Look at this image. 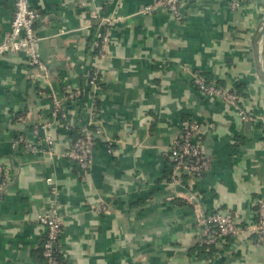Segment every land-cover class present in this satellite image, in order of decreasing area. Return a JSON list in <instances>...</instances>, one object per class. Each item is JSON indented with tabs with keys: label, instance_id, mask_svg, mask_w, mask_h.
Listing matches in <instances>:
<instances>
[{
	"label": "crops",
	"instance_id": "crops-1",
	"mask_svg": "<svg viewBox=\"0 0 264 264\" xmlns=\"http://www.w3.org/2000/svg\"><path fill=\"white\" fill-rule=\"evenodd\" d=\"M29 1L41 15L35 31L47 71L30 79L25 53L0 57V163L10 171L0 198V264H43L38 218L52 201L62 215V264H264L253 235L201 243L202 214L255 221L264 200V128L195 83L237 93L242 109L264 118V35L255 45L264 0H239L235 11L230 0H188L181 18L164 9L139 13L154 0ZM14 12V0L0 1V44ZM114 13L126 19L108 29L102 19ZM69 86L82 95L56 120L52 98ZM189 120L201 126L210 167L175 184L169 149ZM85 127L97 134L82 178L68 157L69 128ZM21 137L26 143L16 145Z\"/></svg>",
	"mask_w": 264,
	"mask_h": 264
},
{
	"label": "built area",
	"instance_id": "built-area-1",
	"mask_svg": "<svg viewBox=\"0 0 264 264\" xmlns=\"http://www.w3.org/2000/svg\"><path fill=\"white\" fill-rule=\"evenodd\" d=\"M1 1V0H0ZM188 0H154L152 4L146 5L139 13L149 14L160 9L171 11L174 16L181 18L183 16L182 7L186 5ZM120 6L123 0H118ZM15 12L11 25V32L6 37L5 41L0 44V57L10 54L25 53L27 63L31 69L29 78L33 79L36 76L34 71H47L44 62L39 53L40 37L35 31V25L40 20L41 15L34 10L29 0H14ZM86 5L85 2H81ZM232 10H239L241 2L239 0H230ZM126 17L121 14H112L111 16L103 17V24L107 28H112L116 24L125 21ZM109 30H107L108 32ZM108 41L107 35L102 39L101 49H104ZM102 51V50H101ZM200 91L206 96H218L224 98L232 106L240 111L242 119L247 122H255L263 125L264 118L253 116L248 110L240 107V97L235 92H228L223 88L216 86H208L201 79H195ZM90 84L93 87L98 85V76L95 74L90 79ZM80 89L68 87L65 96H53L52 98V116L56 120H64L66 117L65 107L67 104H75L81 97ZM47 126H36V134L39 128L48 129ZM71 130V128H69ZM96 134L91 128L85 127L79 130V135L69 148L68 157L73 161L78 168L80 176L86 177L91 170L93 155L96 147ZM46 142L50 146V154L54 152V139L48 135ZM26 143V139L21 137L16 145ZM28 148L36 151L34 144H27ZM108 153L114 152L112 146H108ZM170 159L172 161V176L171 180L175 184H183L182 175L188 173L191 178H202L209 170L210 161L203 142L201 126L195 121H185L181 135L174 140L169 149ZM9 168L0 163V198L9 185ZM50 185L53 186V194L56 193L54 183L50 180ZM39 223L46 230V238L42 247L44 249V257L47 260L45 264H59L57 261L56 249L58 248L59 237L62 231V215L55 201H52L48 211L38 218ZM199 223L202 226V245L217 244L220 240L229 237H241L253 235L255 242L259 246L264 247V200H260L257 204L255 221L247 226L241 225L238 220L230 213L215 211L209 215H200Z\"/></svg>",
	"mask_w": 264,
	"mask_h": 264
},
{
	"label": "trees",
	"instance_id": "trees-1",
	"mask_svg": "<svg viewBox=\"0 0 264 264\" xmlns=\"http://www.w3.org/2000/svg\"><path fill=\"white\" fill-rule=\"evenodd\" d=\"M72 130V132L74 133V138H73V141H75L76 139H77V137H78V135H79V130H77V129H71ZM172 161H171V166H172ZM45 242V240L43 241V243ZM43 243H42V245H43ZM44 249H43V247L41 246V258H42V263L43 264H45L46 262H47V260L45 259V257H44ZM56 253H57V261L59 262V264H62L61 263V254H60V251H59V249L57 248L56 249Z\"/></svg>",
	"mask_w": 264,
	"mask_h": 264
},
{
	"label": "water",
	"instance_id": "water-1",
	"mask_svg": "<svg viewBox=\"0 0 264 264\" xmlns=\"http://www.w3.org/2000/svg\"><path fill=\"white\" fill-rule=\"evenodd\" d=\"M263 35H264V24L256 35V39H255V45L256 46L258 45L260 40L263 38Z\"/></svg>",
	"mask_w": 264,
	"mask_h": 264
}]
</instances>
